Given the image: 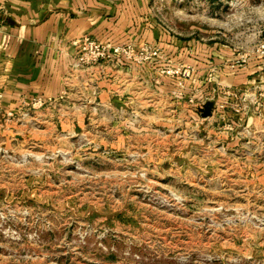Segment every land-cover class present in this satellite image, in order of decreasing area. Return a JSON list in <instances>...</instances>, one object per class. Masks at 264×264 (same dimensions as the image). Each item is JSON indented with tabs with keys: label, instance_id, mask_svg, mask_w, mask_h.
Masks as SVG:
<instances>
[{
	"label": "rangeland",
	"instance_id": "obj_1",
	"mask_svg": "<svg viewBox=\"0 0 264 264\" xmlns=\"http://www.w3.org/2000/svg\"><path fill=\"white\" fill-rule=\"evenodd\" d=\"M154 7L185 41L210 37L251 56L264 40V0ZM198 27L215 32L198 35ZM148 113L85 115L101 130L76 135L0 114V264H264L256 148L184 125L175 112ZM249 154L254 162L232 173L222 161L203 162Z\"/></svg>",
	"mask_w": 264,
	"mask_h": 264
},
{
	"label": "crops",
	"instance_id": "obj_2",
	"mask_svg": "<svg viewBox=\"0 0 264 264\" xmlns=\"http://www.w3.org/2000/svg\"><path fill=\"white\" fill-rule=\"evenodd\" d=\"M159 15L154 0H0V114L21 127L76 135L101 130L103 123L91 125L85 115L160 108L214 137L242 138L257 152L255 162L251 154L242 161L225 155L203 162L222 161L225 173H232L235 163L254 162L255 174L264 176V56L236 52L210 37L185 41L171 34ZM208 23L215 25L211 19ZM197 30L198 35L215 32L211 27ZM84 35L109 44H149L161 58L74 66L77 50L71 42ZM241 56L245 62L234 65ZM166 65L189 66L190 71L188 76L166 75L160 72ZM35 97L52 101L33 108L29 104ZM234 101L243 105L239 112L225 105ZM206 102L212 108L201 117L198 109ZM220 122L222 127H216Z\"/></svg>",
	"mask_w": 264,
	"mask_h": 264
},
{
	"label": "built area",
	"instance_id": "obj_3",
	"mask_svg": "<svg viewBox=\"0 0 264 264\" xmlns=\"http://www.w3.org/2000/svg\"><path fill=\"white\" fill-rule=\"evenodd\" d=\"M71 44L76 48L77 53L75 57L74 66H89L111 62L115 65L130 64H143L150 63L153 60L161 58L160 51L149 44H141L136 46L133 43L126 44H109L103 43L95 38L89 36H80L72 40ZM255 55L258 58L264 56V40L260 41L255 49ZM245 62V57L241 56L236 64L240 65ZM190 67L182 66H163L160 70L161 73L166 75H183L188 76ZM236 98L237 95L232 94ZM242 100L245 96L241 97ZM51 98L35 97L29 104L33 108H39L46 103L51 102ZM256 103V102H255ZM233 108L234 112H239L243 105L241 103H233L229 105ZM220 107H224L223 104ZM208 117V116H207Z\"/></svg>",
	"mask_w": 264,
	"mask_h": 264
},
{
	"label": "water",
	"instance_id": "obj_4",
	"mask_svg": "<svg viewBox=\"0 0 264 264\" xmlns=\"http://www.w3.org/2000/svg\"><path fill=\"white\" fill-rule=\"evenodd\" d=\"M212 108V104L210 102H206L201 106V108L198 109V112L201 117H207L210 114Z\"/></svg>",
	"mask_w": 264,
	"mask_h": 264
}]
</instances>
